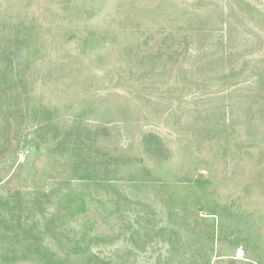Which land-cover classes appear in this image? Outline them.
<instances>
[{"label":"rangeland","instance_id":"1","mask_svg":"<svg viewBox=\"0 0 264 264\" xmlns=\"http://www.w3.org/2000/svg\"><path fill=\"white\" fill-rule=\"evenodd\" d=\"M0 264H264V0H0Z\"/></svg>","mask_w":264,"mask_h":264},{"label":"bare ground","instance_id":"2","mask_svg":"<svg viewBox=\"0 0 264 264\" xmlns=\"http://www.w3.org/2000/svg\"><path fill=\"white\" fill-rule=\"evenodd\" d=\"M241 255H242V252L240 251L239 254H238V256H241Z\"/></svg>","mask_w":264,"mask_h":264}]
</instances>
